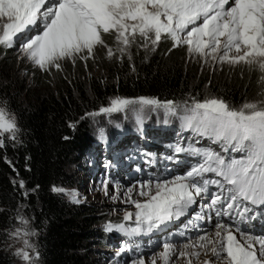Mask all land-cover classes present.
Segmentation results:
<instances>
[{
	"label": "snow or ice",
	"instance_id": "6c2138e0",
	"mask_svg": "<svg viewBox=\"0 0 264 264\" xmlns=\"http://www.w3.org/2000/svg\"><path fill=\"white\" fill-rule=\"evenodd\" d=\"M41 18L43 30L22 45L26 56L41 69L50 66L60 69L61 59L75 60L81 53H84L81 59H87L94 55L97 46L106 47L108 57L112 58L114 52L107 47L103 36L114 32L120 53L126 52L137 34L146 41L145 47L147 41L156 45L167 37L173 41V47L186 45L189 53L229 64L245 63L264 73V0H0V45L12 47L14 40ZM261 79L264 80V76ZM137 104L142 108H164L169 113H175L177 108L176 102L161 101L156 97H115L109 106L86 115L122 111ZM188 110L191 112L185 118L188 127L195 126L197 131L223 141L226 151L230 149L244 155L226 161L223 156L206 151L204 163L183 176L158 181L154 194L151 181L142 185V189L148 187L149 190H141L140 195L149 198L143 203L131 201L137 209L136 227L131 229L132 233L140 232L142 225L151 230L184 214L195 203L196 197L208 192L210 184L219 185L222 190L228 185L230 194L227 198L214 196L212 205L222 203L224 199L232 201L227 205L229 209L241 199L264 204V101L246 102L239 108H232L220 98L193 99ZM18 130L15 117L0 107V136L11 133L15 139ZM0 146H3L2 139ZM177 151L181 149L177 148ZM206 172H214L224 183L203 179ZM19 184L24 187L23 180ZM52 190L66 191L55 186ZM70 195L79 202L74 193ZM132 215L126 213L124 219L127 221ZM21 221L27 223L22 218ZM105 227L107 231L113 228L127 231L123 224L109 222ZM216 229L218 239L201 237V248L208 249L211 245L210 251L218 259L222 258L221 253L226 254L223 259L227 264H264V237L249 236L242 243L223 224H216ZM20 233L17 229L15 235ZM28 234L24 231L25 236ZM25 245L30 246L27 240ZM172 247L166 243L160 254L165 264ZM17 255L25 261L30 260L24 249H18ZM180 255L199 256V252ZM138 264H144V261L140 260ZM188 264H192L191 259ZM204 264L212 262L206 260Z\"/></svg>",
	"mask_w": 264,
	"mask_h": 264
},
{
	"label": "trees",
	"instance_id": "16d2710c",
	"mask_svg": "<svg viewBox=\"0 0 264 264\" xmlns=\"http://www.w3.org/2000/svg\"><path fill=\"white\" fill-rule=\"evenodd\" d=\"M181 49L161 41L151 53L133 48L118 57L96 56L98 69L68 75L53 85L33 71L34 87L19 77L13 49H0V104L14 113L19 129L15 139L0 146V264H15L7 241L22 207L33 219L40 264H91L87 242L96 236L90 229L95 220L92 206L75 203L52 189L73 187L70 168L77 156L99 141L100 134L114 136L126 119H112L111 126L105 121L98 133L87 113L107 107L113 97H156L176 102L175 113L137 107L132 116L138 122L126 129L144 122L179 129L191 115L193 99L220 98L239 108L264 94L253 66L199 71L184 66ZM98 241L104 244L105 238Z\"/></svg>",
	"mask_w": 264,
	"mask_h": 264
},
{
	"label": "rangeland",
	"instance_id": "374dc122",
	"mask_svg": "<svg viewBox=\"0 0 264 264\" xmlns=\"http://www.w3.org/2000/svg\"><path fill=\"white\" fill-rule=\"evenodd\" d=\"M42 30L43 19L41 18L37 21L35 26H30L23 34H20L18 38L14 40L12 47L0 45L1 50L7 48L13 49V54L18 60L19 77L26 86H35L36 81L35 76H33V71H38V73L42 75L44 74L47 82L53 85V82H57L60 78H65L68 75H81L83 70L89 71L91 67L95 70L98 69L100 64L97 63L96 56H101L103 58L108 57L107 48L97 46L94 50V55L87 59H81V56L84 55V53H81L76 56L75 60L72 58L61 59L59 61L61 65L60 69H57L55 66L41 69L26 56L22 50V45L28 38L39 34ZM103 39L107 47L112 48L114 56L117 57L128 54L133 48L143 49L151 53L161 41L173 44L170 38L164 37L156 45H153L151 41H147V46L145 47L146 41L137 34L135 41L128 47L126 52L120 53L117 50L118 44L114 32L104 34ZM179 47L182 48L180 52L183 53L184 66L198 69L199 71L213 72L220 69L232 71L235 67L247 65L245 63L229 64L227 62H221L218 59L213 60L211 57L205 58L195 53H189L186 45H181ZM253 67L259 73L260 78L264 76V73L256 66ZM260 80L261 85L264 86V80ZM260 101H264V94H262L259 99H252L248 102ZM109 104L110 101L108 106ZM0 107H4L11 116L15 117L14 113L9 111L4 105L0 104ZM137 107L141 106L138 104L130 105L122 111L101 113L86 118L92 121L91 126L98 132V129H100V126H102L105 121L111 126L110 121L112 119L118 120L124 117L123 119L131 120L134 108ZM143 108L147 109L148 106ZM143 108L141 107V109ZM96 112H99V110ZM145 112L147 115L155 113L153 111ZM102 132L103 131L100 130L98 133ZM142 134L123 135L117 145L109 144L105 137L100 134L98 136L100 137V141L92 144L88 150L80 153L77 156V161H75L70 168V174L73 177L75 185L71 188L59 187L66 190L63 192L64 195L73 202L75 201L72 195H70L71 193H74L76 199L79 201L75 203H88L92 206V213L94 214L95 220L90 226V229L96 236L92 237L87 242V251L89 252L91 264H134V262L138 264L140 260H143L144 264H152L153 260H155V264H165L160 254L164 251V245L166 243L173 246L167 264H188L189 259H191L192 264H204L206 260L211 261L212 264H227L226 260L223 259L226 254L221 253L222 258L218 259L216 256L212 255L210 251L211 245H209L208 249L200 247L202 243L200 238L204 237L207 233L213 232L216 229V224H224L221 222H211V224L203 227L202 230H199L190 237L175 234V240L171 238L170 241L163 243L159 239L151 248L133 255H129L125 247H120L117 240L113 238V233H121L122 237L126 240L133 241L134 238H137V235H144L145 232L158 228L155 227L148 230L146 226L142 225L140 232H131V229L136 227L135 212L137 211L135 204L131 201H140L143 203L149 198L147 195H140L141 190L145 192L149 190L148 187L142 189V185H146L147 182L151 181V191L154 194L155 184L158 181H170L176 176L185 175L193 167L199 166L200 164L198 163L203 160L204 156L197 151V148L201 146H203L204 150L211 148V152L222 154L224 158L227 159L228 152L225 150L227 147L226 145L221 147V141L203 139L200 133L193 136L189 132L174 134L161 131L159 133L156 129L151 128L148 132L145 130ZM1 139L3 141L12 140V134L4 133ZM154 139H156V141ZM175 139L177 140V145H182L183 141L189 142L190 145L193 146L190 150V154L184 153L182 147L173 145L172 141ZM177 148L181 149V151H177ZM114 151H120L121 153L114 154ZM196 151L198 152L197 154ZM121 159L127 163L129 162V164L126 166H118L117 161ZM203 179L219 180V176L213 175L212 172H206L203 174ZM105 185H107L106 189ZM203 199L200 200V204L203 202ZM126 213L133 214L131 219L127 221L124 219ZM21 218L27 223H22ZM109 222L113 225L123 224L127 231H121L116 228H113L112 231H107L105 226ZM179 226L180 223H175L170 231H179L177 229ZM225 227L230 229L233 234L237 231V229L230 225H226ZM17 229L21 230L20 235H15ZM24 231H27L29 234L25 236ZM238 232L245 237H264L261 235H252L245 231ZM209 235L212 236L211 234ZM104 238V244H100L98 240ZM25 240L29 242L30 246L26 247ZM216 246L219 248L218 243ZM7 249L13 254L15 264H40L33 219L30 214L24 211V207L19 211L16 222L9 231ZM18 249L27 251L30 255V260L25 261L20 255H17ZM196 252H199V256L180 255V253Z\"/></svg>",
	"mask_w": 264,
	"mask_h": 264
},
{
	"label": "bare ground",
	"instance_id": "6f19581e",
	"mask_svg": "<svg viewBox=\"0 0 264 264\" xmlns=\"http://www.w3.org/2000/svg\"><path fill=\"white\" fill-rule=\"evenodd\" d=\"M223 225H225V224H223ZM216 231H217V229H215L213 232H210V233L205 234L204 236H207V237H209L210 239H213V240L214 239H217L216 237L214 238ZM237 232L238 231H236V233H234V235L236 236L237 240L241 241L242 243L245 242V241H247V238L248 237H245L244 235L240 234L239 232L237 233ZM209 234H211L212 236H210ZM256 247L258 248L259 245L257 244Z\"/></svg>",
	"mask_w": 264,
	"mask_h": 264
}]
</instances>
